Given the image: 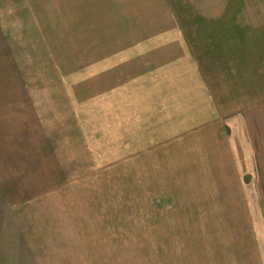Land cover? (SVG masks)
Returning <instances> with one entry per match:
<instances>
[{"label": "rangeland", "instance_id": "rangeland-1", "mask_svg": "<svg viewBox=\"0 0 264 264\" xmlns=\"http://www.w3.org/2000/svg\"><path fill=\"white\" fill-rule=\"evenodd\" d=\"M0 264H264V0H0Z\"/></svg>", "mask_w": 264, "mask_h": 264}, {"label": "crops", "instance_id": "crops-1", "mask_svg": "<svg viewBox=\"0 0 264 264\" xmlns=\"http://www.w3.org/2000/svg\"><path fill=\"white\" fill-rule=\"evenodd\" d=\"M234 214H235V215H239V216H240V215H245V214H246V212H237V213L235 212Z\"/></svg>", "mask_w": 264, "mask_h": 264}]
</instances>
